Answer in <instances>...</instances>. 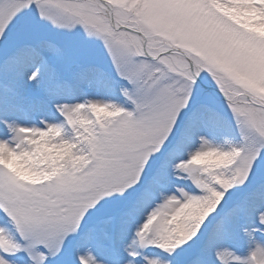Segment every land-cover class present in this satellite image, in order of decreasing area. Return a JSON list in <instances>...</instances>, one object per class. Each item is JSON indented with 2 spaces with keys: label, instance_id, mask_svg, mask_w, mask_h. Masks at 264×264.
<instances>
[{
  "label": "snow or ice",
  "instance_id": "snow-or-ice-1",
  "mask_svg": "<svg viewBox=\"0 0 264 264\" xmlns=\"http://www.w3.org/2000/svg\"><path fill=\"white\" fill-rule=\"evenodd\" d=\"M0 264H264V0H0Z\"/></svg>",
  "mask_w": 264,
  "mask_h": 264
}]
</instances>
